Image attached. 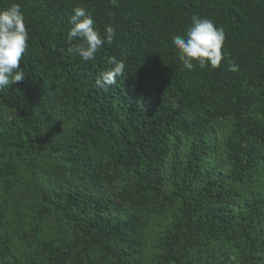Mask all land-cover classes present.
<instances>
[{
	"label": "trees",
	"instance_id": "trees-1",
	"mask_svg": "<svg viewBox=\"0 0 264 264\" xmlns=\"http://www.w3.org/2000/svg\"><path fill=\"white\" fill-rule=\"evenodd\" d=\"M14 3L29 40L0 90V264H264V0ZM79 6L116 32L87 63L67 52ZM193 15L238 71L182 69Z\"/></svg>",
	"mask_w": 264,
	"mask_h": 264
},
{
	"label": "clouds",
	"instance_id": "clouds-1",
	"mask_svg": "<svg viewBox=\"0 0 264 264\" xmlns=\"http://www.w3.org/2000/svg\"><path fill=\"white\" fill-rule=\"evenodd\" d=\"M70 23L72 27L67 33L69 47L67 52L87 63L93 61L97 52L105 44H111L116 36L112 26H106L102 36L94 27V19L84 7L74 8ZM80 38L81 43H73ZM29 31L25 16L18 3L0 11V90L25 79V72L20 67L21 60L28 48ZM225 33L223 28L215 26L211 19L193 15L186 35L175 36L172 43L178 50V59L182 69L191 71L198 63L200 68L206 65L218 68L222 60L228 63L229 71H238V66L226 60L223 51ZM113 68L97 79L99 87L107 88L117 84V78L123 74V62L112 61Z\"/></svg>",
	"mask_w": 264,
	"mask_h": 264
},
{
	"label": "rangeland",
	"instance_id": "rangeland-1",
	"mask_svg": "<svg viewBox=\"0 0 264 264\" xmlns=\"http://www.w3.org/2000/svg\"><path fill=\"white\" fill-rule=\"evenodd\" d=\"M2 201L6 202V203H3V209L4 210L11 211V209H13L12 211L17 212V214L20 212V210H19V208L17 206L16 197L13 199L12 204L10 203L9 200L2 199Z\"/></svg>",
	"mask_w": 264,
	"mask_h": 264
}]
</instances>
